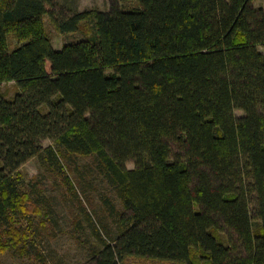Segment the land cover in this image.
Segmentation results:
<instances>
[{"label": "trees", "instance_id": "16d2710c", "mask_svg": "<svg viewBox=\"0 0 264 264\" xmlns=\"http://www.w3.org/2000/svg\"><path fill=\"white\" fill-rule=\"evenodd\" d=\"M116 1L68 13L58 0H0V86L20 89L0 94V220L23 213L27 162L59 163L49 139L96 155L129 212L97 264H264V10ZM46 16L86 39L57 51Z\"/></svg>", "mask_w": 264, "mask_h": 264}, {"label": "rangeland", "instance_id": "374dc122", "mask_svg": "<svg viewBox=\"0 0 264 264\" xmlns=\"http://www.w3.org/2000/svg\"><path fill=\"white\" fill-rule=\"evenodd\" d=\"M58 3L71 13L85 8L109 11L115 0H58ZM117 3L123 8L140 6L137 0ZM253 4L264 10V0H254ZM45 23L56 43L86 39L81 31L77 35L59 34L48 16ZM9 43L13 50L18 40L11 36ZM19 93L14 82L0 86V94L6 99H14ZM236 115L242 117L244 113L236 111ZM42 145L44 149L54 148L59 163L44 153L21 168L20 188L26 197L23 213L9 222L0 220V264H97L100 250L107 244L115 245L127 230L122 217L129 212L123 198L96 155H70L49 139ZM127 166L135 168L133 162ZM224 239L228 243V236ZM120 264L178 263L126 256Z\"/></svg>", "mask_w": 264, "mask_h": 264}, {"label": "crops", "instance_id": "0c3cea01", "mask_svg": "<svg viewBox=\"0 0 264 264\" xmlns=\"http://www.w3.org/2000/svg\"><path fill=\"white\" fill-rule=\"evenodd\" d=\"M90 9H91V8H90ZM90 9L85 8V9H80V11H85V10H90ZM102 11H104V10H102ZM75 33H76V34H74V35H77L79 32H75ZM66 44H67V43H65V44H63V43H62V44H59V43H56L55 41H53L54 48H55L57 51H62Z\"/></svg>", "mask_w": 264, "mask_h": 264}]
</instances>
